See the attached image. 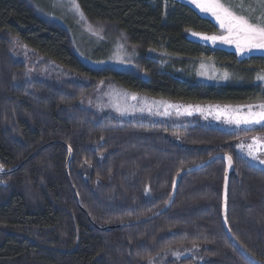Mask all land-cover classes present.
<instances>
[{
  "label": "trees",
  "instance_id": "16d2710c",
  "mask_svg": "<svg viewBox=\"0 0 264 264\" xmlns=\"http://www.w3.org/2000/svg\"><path fill=\"white\" fill-rule=\"evenodd\" d=\"M45 1L0 0V264H251L223 227L222 160L181 177L172 207L134 224L168 205L182 172L221 154L234 163L228 227L264 264V165L239 147L264 126L121 121L84 106L107 87L189 105L264 102V57L193 40L222 32L179 0H77L94 31L137 50L134 67H92ZM201 62L240 80L200 83Z\"/></svg>",
  "mask_w": 264,
  "mask_h": 264
},
{
  "label": "rangeland",
  "instance_id": "374dc122",
  "mask_svg": "<svg viewBox=\"0 0 264 264\" xmlns=\"http://www.w3.org/2000/svg\"><path fill=\"white\" fill-rule=\"evenodd\" d=\"M179 1L191 5V7L198 11V13H200L202 16L209 18L219 28L220 32H222V29L220 28L216 19L211 14L201 12V10L196 7V5L191 2V0ZM45 2L50 7L52 17L65 25V27H67L72 33L73 31L76 33L74 35L79 49L76 50V52L81 56L86 64L92 67L111 66L117 69H128L135 66L137 50H129L124 46L123 49H118V46L123 44L120 41H110V37H107L104 32L102 34V32L95 31L96 34H93L94 30L92 28V30H90L85 17L83 16V19H81L79 15L69 10L67 0H64L63 5H61L58 0H46ZM190 37L193 38V40L195 39V41H199L202 44L210 46L214 49L233 51L238 55L239 59H245L252 56L264 57V50L254 49L252 51L239 53L237 52L234 44H224L220 41L213 43L210 40L205 41L198 36L194 37L192 34ZM15 48V50H17V52L22 57L27 60L30 59L31 54L28 51L23 52V48L19 46H16ZM36 63H39V60H36ZM201 65H204V67L202 68ZM195 74L200 83L210 85H224L226 83L236 82L237 78L239 79V77L235 75L234 72H230L229 70L222 71L208 62H201L196 68ZM225 74H227L226 79L224 78ZM258 81L264 83L262 80ZM117 94H128V99L125 100L123 96H121V98L117 100ZM133 94L137 96V100H132L130 98ZM260 103L264 102L247 105L232 104L224 106L210 104L189 105L136 93L116 92L115 90L107 87L104 88L95 98H91L86 104H84V106L86 105L87 109H90L99 115H106L121 121L135 120L145 121L152 124L175 126H181L184 124L186 125L187 122L194 121L196 123L214 125L225 130L240 131L252 130L254 128L262 127L264 124L255 125L251 128L229 125L225 122L227 119V113L225 112V109L227 108L230 111L231 109L239 108L241 112H247L248 109L246 106H255ZM117 104H119L122 110L126 108L127 111L121 114L120 111H117ZM169 105L173 107H168ZM256 110L257 109L253 107V111ZM188 112H191V114L189 115ZM254 137L262 138L261 142L255 145V155L258 156L259 159H264V134H257L253 137L245 139L244 142L241 143L245 145L243 152L245 155H247V145L253 144ZM249 158L252 162L259 163V159L254 160L251 157Z\"/></svg>",
  "mask_w": 264,
  "mask_h": 264
},
{
  "label": "snow or ice",
  "instance_id": "6c2138e0",
  "mask_svg": "<svg viewBox=\"0 0 264 264\" xmlns=\"http://www.w3.org/2000/svg\"><path fill=\"white\" fill-rule=\"evenodd\" d=\"M63 5L64 0H58ZM193 4L198 7L201 12L211 14L222 29L220 35H204L202 33L193 32L192 35L198 36L205 41H220L224 44L235 45L237 52L244 53L245 51L252 50H264V0H255V6L250 0H191ZM69 10L79 15L83 19V12L80 9L77 0H67ZM90 27V26H89ZM90 30L91 27H90ZM93 34H96L93 31ZM18 43V41H14ZM26 47V46H24ZM118 49H123V45H119ZM203 68L204 65H201ZM224 78H227L225 74ZM257 79L264 81V75L257 74ZM123 96L125 100L128 99V94H117V100ZM132 100H137L136 95H131ZM168 107H173L169 105ZM247 112H241L239 108L231 109L226 108L227 113L226 123L229 125H235L237 127L244 126L245 128H251L255 125L264 124V103L252 106L248 105ZM253 107L257 110L253 111ZM143 110V109H141ZM117 111L123 114L127 109H121L117 104ZM166 114V113H165ZM190 115L191 112H188ZM262 138H253V144L247 145L246 154L252 159H259L255 155V145L261 142ZM243 151L245 145H239ZM71 151V149H69ZM225 159L228 162L229 167L232 165V156L226 155ZM261 164H264V159H259ZM0 171H3V165H0ZM227 224V216L225 221ZM231 231V229H229ZM195 247V244L193 245ZM178 255V253H176Z\"/></svg>",
  "mask_w": 264,
  "mask_h": 264
},
{
  "label": "water",
  "instance_id": "95a60500",
  "mask_svg": "<svg viewBox=\"0 0 264 264\" xmlns=\"http://www.w3.org/2000/svg\"><path fill=\"white\" fill-rule=\"evenodd\" d=\"M225 156L224 154H221V155H218L214 158H212L211 160H209L208 162L202 164V165H199L197 167H194V168H191L187 171H184L182 172L175 180V183H174V186H173V192H172V197H171V200L170 202L168 203V205L163 209L161 210L160 212H158L156 215H154L153 217L145 220V221H142V222H138V223H134V224H141L143 222H147V221H150V220H154L155 218H158L160 217L161 215H163L167 210H169L172 205H173V202H174V199H175V195H176V190H177V187H178V184H179V180L181 177L191 173V172H194V171H197V170H200V169H203L205 167H207L209 164L217 161V160H222L225 162V165H226V174H225V182H224V191H223V209H222V222H223V227H224V230H225V233L226 235L228 236L230 242L232 243V245L235 247V249L248 261L250 262L251 264H260L258 262H256L254 259H252L250 256H248L242 249L241 247L236 243V241L234 240L231 232L229 231V227H228V224H226L224 221H225V216L227 215V189H228V182H229V177H230V174L231 172L233 171V167H234V163H233V160H232V165L231 167H229L228 165V162L227 160L225 159ZM72 155H71V152L69 151V159H71Z\"/></svg>",
  "mask_w": 264,
  "mask_h": 264
}]
</instances>
